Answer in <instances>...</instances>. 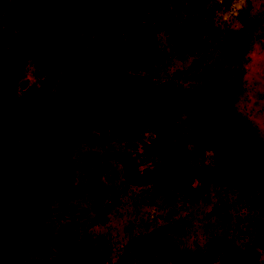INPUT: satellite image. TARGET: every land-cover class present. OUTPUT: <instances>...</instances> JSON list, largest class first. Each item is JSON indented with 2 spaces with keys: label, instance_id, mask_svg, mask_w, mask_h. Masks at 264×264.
I'll return each instance as SVG.
<instances>
[{
  "label": "trees",
  "instance_id": "1",
  "mask_svg": "<svg viewBox=\"0 0 264 264\" xmlns=\"http://www.w3.org/2000/svg\"><path fill=\"white\" fill-rule=\"evenodd\" d=\"M20 3L21 24L41 25L42 38L22 32L17 42L24 52L14 61L34 57L47 80L44 88H29L7 104L0 90V126L4 127L0 135L33 118L70 128L93 124L101 134L137 148V165L163 158L169 166L188 172V177L193 173L198 185L188 181L174 191L160 188L156 217L172 226L182 222L181 211L196 204L199 193L201 204H207L201 211L200 232L176 249L162 244L161 252L168 254L165 260L171 264H261L264 180L238 188L237 177L244 175L245 168L235 165L224 176L211 150L197 146L217 130L231 129L257 152L252 172L264 175V143L232 107V100L220 93L224 84L238 90L241 58L264 16L249 14V0ZM80 29L98 34L81 41L73 34ZM57 66L63 69L61 79L50 90ZM118 198L96 207L91 223L101 222ZM18 224V239L28 245L30 231L22 221ZM102 257L83 232L72 257L61 254L50 263L101 264Z\"/></svg>",
  "mask_w": 264,
  "mask_h": 264
},
{
  "label": "rangeland",
  "instance_id": "2",
  "mask_svg": "<svg viewBox=\"0 0 264 264\" xmlns=\"http://www.w3.org/2000/svg\"><path fill=\"white\" fill-rule=\"evenodd\" d=\"M21 6L20 0H0V90L5 104L29 88H44L47 80L34 57L26 55L18 64L14 61L24 52L17 42L22 32L42 38L41 25L21 24ZM249 14L263 17L264 0H249ZM50 21L62 26L58 20ZM18 28H22L19 33ZM73 34L87 42L98 33L80 29ZM241 64L238 90L224 84L220 93L232 100V107L264 143V21L253 31ZM55 71L50 90L63 69L57 66ZM204 147L211 150L224 176L235 165L245 168L244 175L237 177L238 188L264 180L263 174L252 172L257 152L233 130H217L197 146ZM138 151L111 134H101L93 124L70 128L33 118L1 134L0 264H51L55 256L72 257L83 232L104 255L101 264H171L165 260L168 254L161 252L162 244L176 249L200 232L201 211L207 204H201L199 193L196 204L184 206L181 223L170 226L158 219L155 211L162 198L158 190L174 191L188 181L198 185V179L169 166L163 158L137 165ZM117 195L114 209L92 224L95 208ZM19 221L30 231L28 245L18 239ZM258 259L264 264V253Z\"/></svg>",
  "mask_w": 264,
  "mask_h": 264
}]
</instances>
